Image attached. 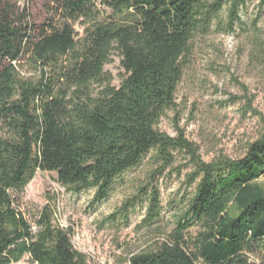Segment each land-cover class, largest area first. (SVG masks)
<instances>
[{
	"label": "trees",
	"instance_id": "16d2710c",
	"mask_svg": "<svg viewBox=\"0 0 264 264\" xmlns=\"http://www.w3.org/2000/svg\"><path fill=\"white\" fill-rule=\"evenodd\" d=\"M245 1L0 0V264L25 256L33 264H87L48 207L35 230L18 210L37 172L55 173L74 194L95 189L101 202L149 154L153 177L173 165L174 152L190 168L186 211L163 240L121 264H254V254L264 264V116L246 96L232 98L244 99V113L263 125L236 160L220 154L204 162L182 130L172 138L158 129L175 107L194 35L206 34L225 5L232 31ZM75 25L83 28L79 40ZM114 52L120 85L95 90ZM25 67L39 79L23 77ZM129 206L118 211L126 217ZM159 212L153 188L145 223Z\"/></svg>",
	"mask_w": 264,
	"mask_h": 264
},
{
	"label": "rangeland",
	"instance_id": "374dc122",
	"mask_svg": "<svg viewBox=\"0 0 264 264\" xmlns=\"http://www.w3.org/2000/svg\"><path fill=\"white\" fill-rule=\"evenodd\" d=\"M101 10L109 14L105 8ZM228 17L225 5L206 34L194 35L175 107L158 125L161 133L172 138L182 130L184 137L198 147L204 162L220 154L240 159L246 146L263 133L259 117L244 113L245 100L232 98L246 96L252 108L264 116V4L261 0H246L232 31L228 30ZM74 29L79 40L83 28L75 25ZM120 60L114 52L104 68L107 81L94 86L95 90L108 81L111 86L120 85L124 74ZM21 75L34 80L40 77L26 67ZM173 155L171 167L150 177L157 167L149 154L141 165L121 175L101 202L95 201V189L74 194L57 182L55 173L37 172L25 188L18 210L35 230L40 213L48 207L53 212V223L71 230L73 248L86 257L87 264H121L163 240L186 211L193 193L185 177L190 168L185 154ZM259 183L264 186V178ZM153 188L159 193L160 212L155 221L145 223ZM125 204L130 205L126 217L118 211ZM197 233L198 228H192L186 238ZM261 257L254 254L249 260L261 264ZM17 264L33 263L25 256Z\"/></svg>",
	"mask_w": 264,
	"mask_h": 264
}]
</instances>
